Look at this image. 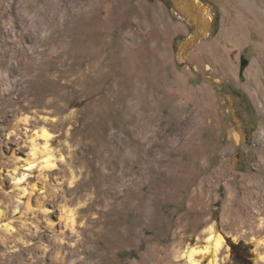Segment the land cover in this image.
<instances>
[{
    "label": "rangeland",
    "instance_id": "rangeland-1",
    "mask_svg": "<svg viewBox=\"0 0 264 264\" xmlns=\"http://www.w3.org/2000/svg\"><path fill=\"white\" fill-rule=\"evenodd\" d=\"M180 1L0 0V264H264V0Z\"/></svg>",
    "mask_w": 264,
    "mask_h": 264
},
{
    "label": "bare ground",
    "instance_id": "bare-ground-1",
    "mask_svg": "<svg viewBox=\"0 0 264 264\" xmlns=\"http://www.w3.org/2000/svg\"><path fill=\"white\" fill-rule=\"evenodd\" d=\"M180 1V0H178ZM182 4V9L185 11H191V15L195 16L196 13H198L199 10H201V8L203 10H205L206 8H203L204 5H202L200 3V1L198 0H181L180 1ZM181 6V5H180ZM202 6V7H201ZM201 7V8H200ZM208 11V10H207ZM203 12V11H202ZM189 14V13H188ZM197 17V15H196ZM195 17V18H196ZM207 17V14L206 16ZM205 28V27H204ZM204 32V31H203ZM147 42V41H146ZM160 52V51H159ZM43 136L49 138L50 137V133L47 130L43 131ZM123 144H125L126 146H128V144L126 142H123ZM139 148V147H138ZM129 151V150H128ZM131 151V150H130ZM37 154L38 151L35 148H32L31 150V155H32V159L28 158L26 159V161L24 162V164L22 165V173L20 176L17 177V181H21L23 180L27 174H29L36 166L37 164ZM139 155V154H138ZM128 158L131 159V162L133 165L135 164V156H133L132 153H129ZM50 158L46 159L44 162H46V164L52 165L51 161L49 160ZM138 159V158H137ZM138 161V160H137ZM150 161V160H149ZM125 166V165H124ZM132 172V171H131ZM108 181V180H107ZM115 181H112L111 183H114ZM1 213V211H0ZM88 237L85 236V238H83V240L81 241L82 244L88 243ZM90 241V240H89ZM222 243V238L219 237L217 234H213L211 235L208 239H207V243L205 244L206 246L203 248L202 252L207 255V254H211V252L216 253V251L218 250V247L221 245ZM62 245V244H61ZM198 252L197 247L195 246H189L188 249L185 251V257L190 261L191 264H199L197 259H196V254ZM209 256V255H208ZM82 264H86V263H82Z\"/></svg>",
    "mask_w": 264,
    "mask_h": 264
},
{
    "label": "trees",
    "instance_id": "trees-1",
    "mask_svg": "<svg viewBox=\"0 0 264 264\" xmlns=\"http://www.w3.org/2000/svg\"><path fill=\"white\" fill-rule=\"evenodd\" d=\"M165 2H167V0H165ZM168 3V2H167ZM235 248H239V246L237 247V246H235Z\"/></svg>",
    "mask_w": 264,
    "mask_h": 264
},
{
    "label": "water",
    "instance_id": "water-1",
    "mask_svg": "<svg viewBox=\"0 0 264 264\" xmlns=\"http://www.w3.org/2000/svg\"><path fill=\"white\" fill-rule=\"evenodd\" d=\"M201 25L203 26V23H201ZM202 28V27H201Z\"/></svg>",
    "mask_w": 264,
    "mask_h": 264
}]
</instances>
